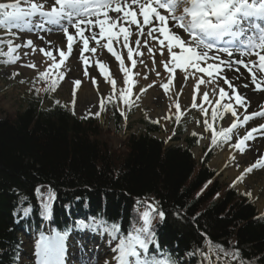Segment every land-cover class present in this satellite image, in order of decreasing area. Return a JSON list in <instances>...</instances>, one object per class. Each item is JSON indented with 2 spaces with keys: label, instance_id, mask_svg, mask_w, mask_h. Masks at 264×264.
<instances>
[{
  "label": "trees",
  "instance_id": "trees-1",
  "mask_svg": "<svg viewBox=\"0 0 264 264\" xmlns=\"http://www.w3.org/2000/svg\"><path fill=\"white\" fill-rule=\"evenodd\" d=\"M25 102L14 114H0V264H19L24 230L48 217L41 214L40 186L55 196L54 221L70 208L101 215L123 233L151 212L137 201L154 199L165 218L151 225L153 238L175 264H198L210 245L229 257L238 249L244 264H264V217L219 183L206 167L208 156L194 157L195 136L186 147L167 146L153 136L160 126L142 119L144 131L130 133L122 152L103 139L112 130L99 120H79L57 102L47 108L33 97ZM108 111V123L119 130L120 116ZM27 207L30 215L18 221L16 212Z\"/></svg>",
  "mask_w": 264,
  "mask_h": 264
},
{
  "label": "snow or ice",
  "instance_id": "snow-or-ice-1",
  "mask_svg": "<svg viewBox=\"0 0 264 264\" xmlns=\"http://www.w3.org/2000/svg\"><path fill=\"white\" fill-rule=\"evenodd\" d=\"M21 2L22 0H14L11 3H0V26L12 27L21 22L34 21L39 17L44 26H52L47 29L48 31H52L53 28H59L63 31L67 37L68 53L72 51L75 36L81 38L83 51H91L92 53H95L97 49L95 47L89 49V40H93L99 45L101 40L106 39L107 42L102 47L106 48L120 62L119 66L124 73L125 84L131 82L128 75L129 70L124 66L123 57L113 49V41L119 43L121 37L123 47L127 49V59L132 61L133 67H135L136 61L133 60L134 49L130 43H134L137 53L142 55L138 49L143 38L144 46L153 56V63H155V51L150 46L149 40L158 44L161 56H164L165 49L167 50L168 58L161 60V64L169 73H173L177 68L187 73L191 68L195 72L206 73L211 78L214 73L216 76H220L223 70L222 66L231 69L234 64H239L248 69L255 88L264 90V86L257 82V71L253 70L255 68L264 73V54H262L264 53V23H261L264 21V0H43L41 3H36L34 0H23V3L27 4L28 7H21ZM45 4L48 5L47 9H45ZM110 13L114 15H110ZM133 25L135 26V33L132 31ZM69 27L75 29V36L69 34ZM96 28L99 29L98 33L94 31ZM146 29L147 31H145ZM175 29L183 30L187 34L186 37L182 38ZM86 31L90 33V36L85 37ZM133 34L137 38L130 41ZM220 42L242 50L244 56H255L257 60L245 62V60L239 59L226 62L221 59L218 53L222 52L228 57H232L233 50L228 46L217 47L216 45ZM31 44V40L27 41L28 46ZM18 47L20 46H13L9 42V53L15 52ZM41 52L47 56L53 55L51 51L45 52L44 49H41ZM58 55L60 57L59 62H54L45 72L39 73L38 79L46 78L51 69L61 67L66 56L65 50L60 49ZM16 58L18 57H13L12 62ZM209 61L213 62L210 63ZM216 61L219 63H215ZM201 64L205 66H201ZM28 66L36 68L35 64ZM97 66L102 73L107 75L108 70L102 62L97 61ZM236 71L239 72V68ZM221 78L224 84L232 89L233 96L229 95L225 87H218V92L213 90L212 95L219 97L215 100H210L209 92L199 93L202 95L203 101L212 106L211 123L207 118V109L201 108L205 117L203 120L204 131L211 132L212 145L217 144L218 137L225 142L231 140L233 131L238 127L237 121H230L227 127H220L219 129L214 127L217 119L223 120L224 118L218 109L230 113L231 117H238L233 103L221 102L226 98L231 100L234 97L236 104L245 108L248 106L246 97L239 94L232 81L227 76ZM261 79L264 80V77ZM76 83L79 84L80 82L76 81ZM111 83L115 89V79H112ZM204 83V78L200 77L196 85L197 93L199 86ZM56 86L57 80L53 79L46 91H54ZM248 86V84L244 85V87ZM162 87L168 90L169 84H163ZM128 92L130 93L131 89H128ZM120 98L125 105L129 104V95L123 90L120 93ZM193 99H195V95ZM192 106L197 107L198 105L194 103ZM101 107H103V101H101ZM176 110L177 113L181 112L179 103L176 104ZM121 114L123 115V113ZM255 116L264 117V111L245 115L242 123L246 124ZM180 120L181 116L177 114L176 122L178 123ZM259 128L264 129V125H260ZM257 131V128L247 131L245 135L239 138L235 146L243 145ZM192 135L202 134L193 132ZM247 171H251V168ZM36 192L38 197H42L39 188ZM245 195H251V193H245ZM53 199L54 197L51 195L46 201L41 199V214L43 216L47 217L51 214V201ZM149 208L152 212L157 211L152 205H149ZM29 211L30 209L25 208L24 214L27 215ZM157 214L161 221L165 218L163 211H159ZM151 218L149 212H145L142 216L141 226L134 227L132 231L123 234H121L119 225L108 226L106 221L101 220L97 223V219L93 218L92 225H95V230L99 231L103 227L105 233L115 241L110 247L112 257L106 261V264H174L170 257L162 258L148 255L150 245L157 246L151 231ZM92 225L86 222H74V228H80L84 231L91 230ZM66 236L67 231H57L49 236H41L37 244L38 256L40 257L39 264H63L62 257L65 253ZM216 251L223 252L224 249L218 246ZM212 252L213 248L210 245L208 253L201 252V255L205 260H208L209 264H218L219 256H217L216 261H213L211 259ZM225 255L228 253L225 252ZM231 257L232 260L237 261V264H244V259L240 257L238 249L231 254Z\"/></svg>",
  "mask_w": 264,
  "mask_h": 264
},
{
  "label": "rangeland",
  "instance_id": "rangeland-1",
  "mask_svg": "<svg viewBox=\"0 0 264 264\" xmlns=\"http://www.w3.org/2000/svg\"><path fill=\"white\" fill-rule=\"evenodd\" d=\"M1 3H11L14 0H0ZM36 3H41L43 0H34ZM21 7H28L27 4L21 2ZM48 5L45 4V9ZM41 19L37 17L34 21L28 22L30 28H27L24 22L18 23L12 27H3L0 30V36L2 41L5 42L7 56L6 61L3 65H0V114L4 118L7 115L14 114L17 110L22 108L24 100L35 95V87L39 88L38 95L43 96L46 90L45 87H49L52 80H57V86L54 91H50V95L46 96L44 101V107H48L52 101H58L59 104L68 110H73L74 113L80 118H85L87 115H92L101 118V121L105 123L106 118L103 120L100 111L98 109L99 101H104L106 98L119 99L121 91L128 92L131 89V100L135 103V110L132 111L131 117L127 125L132 126L131 131L119 130L117 133L107 131L103 135V139L112 147L120 148L124 152L125 141L127 134L131 132H139L140 127L137 124V120L145 114L151 120L158 119L162 125V133L159 136L166 140L169 145L171 142L170 136L172 132H168L169 122L171 118L166 119L165 117H172L176 115V104L179 103L181 112L178 113L181 116L180 121H184L187 124L188 129L202 134L204 137L203 145H211V132L204 131V114L201 112L200 104H205L207 110H211L212 106L203 101L202 95L199 93L209 92L210 100L219 99L218 95L213 96V90L218 92V87H224L221 79L213 74V77H208L206 73L195 72L194 69L189 68L188 72L185 73L182 69H175L173 73H169L165 70L161 64V60L168 58L167 50L165 49L164 56L160 55L159 46L155 41L149 40L150 46L155 51V63H153V56L149 53L147 47L143 44V38L137 53L136 46L134 43H130L133 47V60L136 61L135 67L132 66V61L127 59V49L123 47V40L115 43L113 49L120 54L124 59V66L128 68V75L131 79L129 84H125V76L123 71L120 69V62L104 47L107 41L106 39L101 40L98 45L95 41L89 40V49L95 47L97 50L95 53L91 51H83V42L79 36H75L74 31L69 28V34L75 36L72 51L68 53L67 49V37L62 34V30L55 28L50 33V36L45 35V31L39 33V28H44L42 25L33 26L32 23L40 22ZM42 24V23H41ZM24 26L23 28H21ZM18 27V28H17ZM118 30V29H116ZM132 31L135 33V26H132ZM147 31V29L145 30ZM181 32L182 38H185L186 33L183 30L178 29ZM38 32V33H37ZM30 34V35H29ZM40 34V35H39ZM137 37L133 34L130 41H134ZM162 38V37H161ZM33 40L34 47L32 49H25L27 41ZM9 42L13 46L19 45L15 52L9 53ZM50 42V43H49ZM31 48V47H30ZM44 49L45 52L51 51L52 56L45 55L41 52ZM60 49L65 50L66 56L64 63L59 68V71L55 68L51 69V73H56V76H50V74L44 79H38L39 73L45 72L47 67L52 65L54 62H59L60 57L58 51ZM240 50V49H236ZM211 55V54H210ZM220 55V54H219ZM221 56V55H220ZM13 57H18L13 61ZM97 61L102 62L108 70L107 75L102 73L97 66ZM212 63L213 61H209ZM216 61L215 63H217ZM35 64L36 68L29 67L28 65ZM201 66H205L201 64ZM195 72V75L193 73ZM159 73V75H157ZM62 77V78H60ZM203 77L205 80L204 84L199 86L198 93L196 91V85L198 79ZM112 79L116 81V87L113 89ZM211 80V82H208ZM76 81L80 83L77 84ZM171 81V83H169ZM253 85L252 81H249ZM169 84L168 90H165L162 85ZM144 89V91H141ZM37 90V89H36ZM82 92H88L83 93ZM89 95V96H88ZM195 95V99L193 96ZM81 97L84 100H81ZM87 98L89 100H87ZM118 102L119 110H122V103ZM226 98L221 103L231 102ZM116 102V103H117ZM198 105L193 107V104ZM204 108V107H202ZM236 109V107H234ZM238 113V117H231L230 113H225L224 121L215 128L229 126L230 121H237L238 127L233 131L232 139L225 142L222 138L218 137L217 140V151L216 157L209 163L211 170H216L221 175V180L225 178L231 180L236 176H240L241 184L239 189L245 193H251L250 196L253 201H257L258 207L264 210V149L260 141L264 138V129L254 132L252 138H249L240 147H236V143L239 138L246 134L247 131L251 130L252 123L259 124L257 118L249 120L246 124L242 123L244 114ZM99 113V115H96ZM262 117V116H261ZM208 118V117H207ZM264 118V117H262ZM211 123V119H209ZM200 121V123H197ZM114 129V126L112 125ZM261 132V134H260ZM168 134V135H167ZM175 136V135H174ZM203 149H195V155L197 159L201 158ZM225 155L226 158L222 163H217L220 156ZM251 168V171L247 169ZM40 193L42 194L41 199L47 200L49 196V189L41 187ZM47 194V195H45ZM148 202L147 200H145ZM144 202V201H143ZM28 208V207H27ZM24 209H18L16 216H19V220L27 218L31 210L27 215L24 214ZM30 209V208H28ZM18 220V221H19ZM157 219L155 218L153 222ZM30 233L31 235H27ZM78 234L75 232L71 236L72 252L77 255L76 262L74 264H106L112 257L110 247L115 243L110 236L103 235L94 237V244L88 246H82L76 241ZM25 252L22 256V264H39L40 257L38 256L37 244L41 237L35 235L34 229L25 231L23 234ZM81 243L83 244L82 239ZM102 241L104 244H100ZM205 253H208L206 251ZM215 253V255H214ZM111 254V255H110ZM216 252H212L211 259L216 261ZM208 262V260H207ZM225 261L219 256L218 264H224ZM209 264V262H208ZM229 264H234L229 262Z\"/></svg>",
  "mask_w": 264,
  "mask_h": 264
},
{
  "label": "bare ground",
  "instance_id": "bare-ground-1",
  "mask_svg": "<svg viewBox=\"0 0 264 264\" xmlns=\"http://www.w3.org/2000/svg\"><path fill=\"white\" fill-rule=\"evenodd\" d=\"M110 15H114V14L110 13ZM262 22L264 23V21H262ZM71 30H73V29H71ZM94 31L96 33H98L99 29L96 28V29H94ZM84 35H85V37H88V36H90V33L86 31L84 33ZM239 59L240 58L237 57V55H234V56L229 57V58L227 57L223 60L227 62L229 60H239ZM237 68H239V72L236 71ZM222 69L223 70H222L219 78L223 81V79L221 77L227 76L232 81V83L236 86V89L239 92V94L246 97V104L248 105L246 108L244 107V109L246 111H248V112L252 111L253 112V110L254 109L256 110V108L260 105H262L264 107V90H257L256 88L249 89L247 87H244L245 79H246L245 78L246 73H245V69L243 67H240V66L234 64L231 69L228 68L227 66H222ZM259 83H261L262 86H264V82H262L261 80ZM225 87H226V90L228 91L229 88L227 87V85H225ZM229 90H231L230 95L233 96L232 89H229ZM83 93L85 94L88 92H82V95H84ZM81 100L83 101L84 98L81 97ZM87 100H89V99L87 98ZM262 123L264 124V122H262ZM260 143L262 144V147L264 149L263 141H260ZM225 158H226V156L222 155V156H220L219 161H216V162L222 163L225 160ZM79 214H80V216L86 217V214L84 212H82V213L79 212Z\"/></svg>",
  "mask_w": 264,
  "mask_h": 264
}]
</instances>
